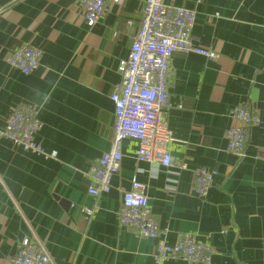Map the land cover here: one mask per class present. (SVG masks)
<instances>
[{
  "label": "crops",
  "instance_id": "0c3cea01",
  "mask_svg": "<svg viewBox=\"0 0 264 264\" xmlns=\"http://www.w3.org/2000/svg\"><path fill=\"white\" fill-rule=\"evenodd\" d=\"M144 1L106 0L89 28L81 0H0V129L13 109H30L42 149L24 151L0 138V264H10L24 239L42 245L52 264H191L156 261L159 239L119 226L133 179L144 185L167 244L190 234L211 247L209 264H264V0H163L196 12L192 42L217 58H170L163 119L172 133V167L138 162V143L125 140L109 193L87 192L91 163L112 143L110 95ZM22 45L42 53L29 75L4 62ZM235 106L260 119L246 129L242 156L226 143ZM181 164L186 168L178 169ZM197 167L213 173L202 197L193 191Z\"/></svg>",
  "mask_w": 264,
  "mask_h": 264
},
{
  "label": "built area",
  "instance_id": "2783aa9c",
  "mask_svg": "<svg viewBox=\"0 0 264 264\" xmlns=\"http://www.w3.org/2000/svg\"><path fill=\"white\" fill-rule=\"evenodd\" d=\"M117 3L118 0H112ZM82 17L91 28L102 17L106 0H81ZM196 21V12L185 7H173L163 0H145L140 27L131 43L126 59L120 61L118 73L120 82L110 95L114 107L113 139L110 149L92 162L86 174L89 180L87 192L97 198L108 194L112 177L121 166L122 145L125 140L138 143L134 153L138 162L162 168L172 167L169 145L172 133L163 119V112L169 105L168 75L170 58L173 54H194L215 60L217 54L193 44L191 31ZM42 53L38 48L22 45L8 53L4 62L23 75L35 72ZM236 123L227 133V150L242 156L247 142L246 129L260 124L256 111L244 106H235L230 111ZM39 129L38 122L30 109L15 108L0 129V138L10 140L24 151L41 153V147L34 142ZM54 156V155H51ZM185 169L186 165H177ZM193 191L202 197L211 185L213 173L204 167L192 170ZM86 216L93 211L82 209ZM120 227L132 231L145 239H159L154 258L161 260H182L191 264H209L211 247L184 234L169 245L167 232L160 230L150 210L144 185L133 179L131 188L122 196L118 212ZM10 264H52L42 245L24 239L20 249L10 259Z\"/></svg>",
  "mask_w": 264,
  "mask_h": 264
}]
</instances>
